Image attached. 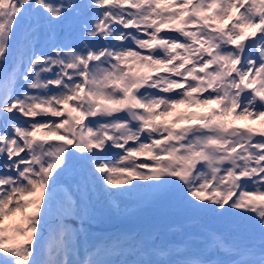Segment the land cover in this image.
Instances as JSON below:
<instances>
[{
    "label": "snow or ice",
    "instance_id": "obj_1",
    "mask_svg": "<svg viewBox=\"0 0 264 264\" xmlns=\"http://www.w3.org/2000/svg\"><path fill=\"white\" fill-rule=\"evenodd\" d=\"M0 264H264V0H0Z\"/></svg>",
    "mask_w": 264,
    "mask_h": 264
},
{
    "label": "rangeland",
    "instance_id": "obj_2",
    "mask_svg": "<svg viewBox=\"0 0 264 264\" xmlns=\"http://www.w3.org/2000/svg\"><path fill=\"white\" fill-rule=\"evenodd\" d=\"M198 106H199V105H198ZM193 109H194V108L187 109V110H185V112H190V111L193 110ZM121 202H123L122 205H124V204L126 203V200L123 199V198H121ZM152 203H154V202H152ZM122 205H121V206H122ZM103 206L106 208V207L109 206V205H108V203H107L106 201H103L102 204L99 206V208L101 209ZM161 206H162V205H157V204H156V206H154L152 209L149 208L150 211L152 210L154 213H159V214H158L157 216L153 217V218L146 219V220H140V218L142 217L141 212H140V209H135L134 211H130V212H128L127 214H130V215H132V216L134 217V218L132 219V221H129L130 224H131V227L133 228V226H135V228H137V226H138L137 229H139V230H143L144 227L146 226L145 223H147V224L149 225V224H151V223H153V222H155V221H158V220H164V221L166 222V225L171 224V223H172V225H173L175 222H177V220H176L177 218H183V216H182L179 212H177V213H175V214L172 215V216H175V218H176L175 220L172 219V218H171V215H169V214H160L161 210L164 209V208H162ZM142 214H143L144 216H148V215H150L149 212L142 213ZM172 225H171V226H172ZM213 225H218V223H213ZM182 226H183V225H182ZM141 227H142V229H141ZM167 227L170 228V225L167 226Z\"/></svg>",
    "mask_w": 264,
    "mask_h": 264
},
{
    "label": "bare ground",
    "instance_id": "obj_3",
    "mask_svg": "<svg viewBox=\"0 0 264 264\" xmlns=\"http://www.w3.org/2000/svg\"><path fill=\"white\" fill-rule=\"evenodd\" d=\"M137 228H138V226H137ZM141 229H142V227H141Z\"/></svg>",
    "mask_w": 264,
    "mask_h": 264
}]
</instances>
